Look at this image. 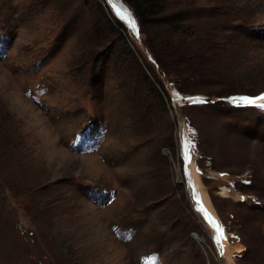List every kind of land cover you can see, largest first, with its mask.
<instances>
[{"label":"rangeland","instance_id":"374dc122","mask_svg":"<svg viewBox=\"0 0 264 264\" xmlns=\"http://www.w3.org/2000/svg\"><path fill=\"white\" fill-rule=\"evenodd\" d=\"M113 1L0 0V264H264V0Z\"/></svg>","mask_w":264,"mask_h":264},{"label":"trees","instance_id":"16d2710c","mask_svg":"<svg viewBox=\"0 0 264 264\" xmlns=\"http://www.w3.org/2000/svg\"><path fill=\"white\" fill-rule=\"evenodd\" d=\"M126 3H128L132 9L134 10L136 17L139 20V25L141 28V32L142 34L146 37L145 41L149 42V44L151 45V47H153L154 52L157 53V61L160 60L159 65L160 66H165V64L162 62V60L160 59V56L158 54V51L155 47V45L153 44L152 40H151V34H150V27H154L163 23L168 22L169 20V15L168 12H166L165 7H166V0H123ZM118 22L120 23V25L124 28L125 25L118 20ZM126 28V27H125ZM113 34H115L114 31H111ZM118 33H116L117 35ZM145 80H149L148 76L145 75L144 76ZM149 84V82H148ZM153 88L154 85L152 84ZM151 89L152 91L155 90ZM156 91V90H155ZM184 94V93H183ZM95 128H90V134L95 133V130H93Z\"/></svg>","mask_w":264,"mask_h":264},{"label":"bare ground","instance_id":"6f19581e","mask_svg":"<svg viewBox=\"0 0 264 264\" xmlns=\"http://www.w3.org/2000/svg\"><path fill=\"white\" fill-rule=\"evenodd\" d=\"M112 2H113V5H115V2L112 0ZM173 95H174V98H179V96H180V93L177 91V90H175L174 92H173ZM182 95V94H181ZM182 96H184L183 98H185V99H189V100H191V101H194L195 99L196 100H198L199 98H200V96L199 95H188V94H185V95H182ZM255 95H248V94H240V95H238V97L240 98V99H242V100H244L246 103H249V101H251V103H254V104H262L263 102H264V93H262V94H260V95H257V97H254ZM181 98V97H180ZM234 98H236V96L234 97ZM262 108V107H261ZM264 108V107H263ZM193 167V166H192ZM192 169V174H193V176H192V178H193V181H194V185H190L189 183H188V186H189V188H190V190L192 191V192H194L195 190L198 192V189H199V191L201 192L199 195L200 196H202L201 198H204L205 200H206V205H208V206H211L210 205V201H208V199H206L204 196H205V192H204V190L202 189V187H201V178L202 177H200L199 176V174H197V172L196 171H194V169L193 168H191ZM196 182V183H195ZM199 185H200V187H199ZM223 188H225V192L227 191V190H229V188H227V187H223ZM205 206V205H204ZM214 209V208H213ZM210 213H211V211H210ZM210 220H213V218H212V216H211V218H210ZM220 223V222H219ZM220 225H221V223H220ZM215 229L217 230V232H218V234H220V240H222V242H223V239L224 240H226L227 239V241H225V247H226V251H227V249H228V245H229V243L231 242L230 240H229V236L227 235V233H226V231H225V233H221V229H220V227L218 226V224L216 223V221H215Z\"/></svg>","mask_w":264,"mask_h":264},{"label":"snow or ice","instance_id":"6c2138e0","mask_svg":"<svg viewBox=\"0 0 264 264\" xmlns=\"http://www.w3.org/2000/svg\"><path fill=\"white\" fill-rule=\"evenodd\" d=\"M132 24H133V27H135V22L134 21H132ZM249 103H251V101H249Z\"/></svg>","mask_w":264,"mask_h":264},{"label":"water","instance_id":"95a60500","mask_svg":"<svg viewBox=\"0 0 264 264\" xmlns=\"http://www.w3.org/2000/svg\"><path fill=\"white\" fill-rule=\"evenodd\" d=\"M191 183V182H190ZM192 184V183H191Z\"/></svg>","mask_w":264,"mask_h":264}]
</instances>
